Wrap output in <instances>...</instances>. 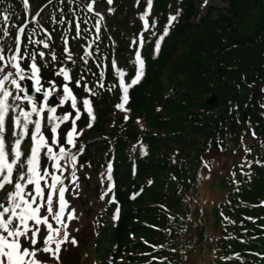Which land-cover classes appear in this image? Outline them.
<instances>
[{"label":"trees","instance_id":"trees-1","mask_svg":"<svg viewBox=\"0 0 264 264\" xmlns=\"http://www.w3.org/2000/svg\"><path fill=\"white\" fill-rule=\"evenodd\" d=\"M225 1L223 9L210 7L206 14L197 16L196 0H153L148 19L150 24L156 20L155 33L163 31L170 15L178 11L179 15L158 55L153 54L156 36L151 31L144 34L146 43L140 50L145 75L129 89L125 107L130 111L125 112L115 107L121 95L112 61L125 71V81H130L134 53L139 47L132 40L142 31L139 17L146 0H113L111 5L107 0H96L95 12L105 10L100 13L104 20L98 40L94 27L98 17L84 7L88 0H28L27 8L24 0H0V14L9 16V35L0 39V44L5 49L15 47L17 31L24 27L22 54L41 50L57 53L55 66L50 57L46 68L37 58L43 77L56 79L54 67L70 70V86L82 113L77 130L83 129L76 140L77 147L84 146L76 171L88 164L103 172L109 162L112 164L114 188L101 200L109 184L104 179L91 217V233L76 231L73 237L78 244L63 245L68 251L66 255L61 251L60 259L71 264H80L81 260L83 264H160L161 260L163 264H181L186 251L201 246L204 240L200 225H195L191 237L183 233L190 216L189 200L195 197L203 170L213 163L212 142L217 137L221 149L231 147L239 156L233 159L231 184L218 203L220 235L213 239L206 264H264V0ZM252 7L257 8L253 26L243 21ZM212 10L216 11L213 18ZM77 21L80 38H76ZM33 31L34 40L46 39L45 31L50 34L51 48L29 43ZM63 38L68 40L75 63L66 59ZM85 48L92 53L87 63L81 59ZM26 63L23 61L22 66ZM78 79L80 88L74 86ZM85 84L96 95L85 93ZM162 86H167L173 96L159 94ZM211 95L212 103L208 102ZM81 97L92 100L96 120L91 128L86 126L89 118ZM104 122L107 130L100 132ZM64 127L69 124L61 125L59 131ZM43 130L48 134L47 128ZM98 131L99 138H93L92 133ZM11 134L9 120V144ZM93 141L99 142L96 158L88 149ZM30 143V138L23 141L25 153ZM245 146L252 149L251 153H245ZM242 158L252 162L243 172ZM70 171L68 168L63 173L65 184L71 179ZM11 190L7 186L0 191V202ZM113 196L118 203L109 204ZM117 207L120 217L114 222Z\"/></svg>","mask_w":264,"mask_h":264},{"label":"snow or ice","instance_id":"snow-or-ice-1","mask_svg":"<svg viewBox=\"0 0 264 264\" xmlns=\"http://www.w3.org/2000/svg\"><path fill=\"white\" fill-rule=\"evenodd\" d=\"M112 2L113 0H107L109 5ZM95 3L96 0H88L84 7L87 12H93L98 17L94 25L98 40L104 16L95 12ZM207 3L208 0H204V5ZM152 5L153 0H146L145 10L139 17L142 21V31L138 34L137 39L132 40V44H138L139 47L134 53V75L130 81H125V71L117 66L115 60L112 61V67L119 78L118 86L122 92L120 102L115 107L121 111H130L125 107L129 101V89L137 85L145 75V59L140 50L146 43L144 34L151 31V34L156 36L153 54L158 55L163 41L170 34L173 23L179 15V11L176 15H170L163 31L157 34L152 31L156 27V20L153 19L150 24L148 19ZM24 6L28 7V0H24ZM108 11L112 12L113 9L109 8ZM36 15H39V12ZM8 21V15L0 14V33H2L0 39L9 35ZM60 23L63 24L64 20L61 19ZM75 28L76 38H80L81 28L78 21ZM24 30V27L18 29L14 38L15 47L9 46L5 49L0 44V191H3L7 186H11L12 189L6 193L5 201L0 202V264H48L49 259L60 264L62 246L67 243H71L73 246L78 244L76 238L71 236L68 231L69 222L78 219V216L76 209L70 208L69 201L66 199L65 194L69 189L64 183L63 173L68 168L71 169V182L75 185L73 192L78 195L76 190L80 185L76 166L78 154L83 153L84 146L77 147L76 140L83 134V129L77 130V121L81 119L82 113L78 107V97L74 94L73 87L70 86L73 81L69 69L54 67L53 76L62 77L60 84H57L53 78L45 79L41 75L42 68L37 63V58L43 61V67L46 68L49 66L47 57H50L52 65L55 66L58 62L55 51L48 53L42 50L32 51L26 56L21 53L20 37ZM35 34V31L29 34V43L42 45L43 49L51 48L48 42L51 40L50 34L45 31L46 39L34 40L32 37ZM63 42L66 59L75 63L67 46V38H63ZM91 55L92 53L85 48L84 56L81 59L87 63V57ZM25 60L28 63L22 66V62ZM103 75L104 73L101 72L100 76L103 77ZM26 80L31 81V89L24 85L23 82ZM74 86L80 88L81 80H76ZM99 87L103 88V83H100ZM83 89L91 96L96 95L86 84L83 85ZM31 92L37 95L34 96L30 94ZM38 96L42 99H38ZM53 96L59 101L55 106L50 103ZM81 102L83 110L89 118L86 126L91 128L96 120L92 100L81 97ZM58 108L62 110V114H57ZM127 119L126 115L125 120ZM9 120L12 124L10 144L6 137ZM68 122H70V126L67 130L59 131L61 125ZM137 122L139 123V121ZM44 128L48 129L47 135ZM251 134L255 138V132ZM26 138H30L31 141L27 153L22 150V143ZM244 151L251 153L252 149L245 146ZM143 154L147 155L146 150L143 151ZM256 163H260V161H256ZM245 165L251 168L252 162L242 158L240 164L242 172ZM205 167L208 165L205 164ZM101 177L102 183L104 179L109 182L106 191L100 195V199L103 200L114 188V184L111 183V162L106 166V171L101 173ZM132 198L134 199L135 196ZM108 203L118 202L113 196L108 200ZM119 217L120 208L117 207L113 214V221H118ZM225 259H231V257ZM160 264H163L162 260Z\"/></svg>","mask_w":264,"mask_h":264},{"label":"rangeland","instance_id":"rangeland-1","mask_svg":"<svg viewBox=\"0 0 264 264\" xmlns=\"http://www.w3.org/2000/svg\"><path fill=\"white\" fill-rule=\"evenodd\" d=\"M198 6V15L203 16L207 13L210 7H216L223 9L227 6L225 0H208V3L204 5V0H196ZM203 5V6H202ZM105 10L103 8L99 9V13H103ZM214 10L211 11V18L214 17ZM257 15V8L252 7V11L249 12L244 18V23L250 24L253 26L255 21V16ZM195 21V19H194ZM206 24H209V21H206ZM45 79L51 77H44ZM57 84H60L61 78L57 77L55 79ZM168 86V85H167ZM167 86H162L159 94L167 95L172 97L173 93L170 89H167ZM120 95L122 92L120 90ZM210 98V97H209ZM41 99V98H38ZM212 103L213 98L211 101ZM50 103L57 105L59 103L58 99L53 96L50 100ZM27 107V105H25ZM59 109V108H58ZM61 110V109H60ZM69 124L70 122L66 123ZM67 127V126H66ZM64 127V131L67 128ZM107 130V122L102 124V129L100 132H105ZM250 132V129H249ZM47 135V134H46ZM93 138H99V131L92 133ZM217 141L219 149L213 145L211 155L213 157V163L209 169H204L201 175L198 186L195 190V197H192L189 200V218L187 221V227L183 235L191 237L193 235L195 225H200L204 233H202L203 242L202 245H197L193 249H188L186 251L185 258L181 264H206L208 255L213 246V239L215 236L220 235V222H219V212H218V203L226 192L227 188L231 184L229 176H231L234 171L232 167L233 159L239 156V153L233 148L228 147L226 149H221L219 138H214L213 141ZM213 143V142H212ZM99 142L93 141L88 149L92 152V158L99 155V150L97 148ZM84 154V152L82 153ZM77 176L79 177V189L76 191L79 193L76 195L73 192L75 185L72 184L71 179L66 182V186L69 191L66 192V199L69 201L70 208L76 209V215L78 219L69 222L68 231L70 235L80 229L87 230L88 235L91 233V217L96 209L97 197L102 188V177L101 173L98 170L91 168L88 164H85V167L82 170H78ZM224 183V184H222ZM54 226H56L54 224ZM78 232V231H77ZM209 233V235L206 233ZM86 241L87 238H86ZM85 249L87 247H84ZM63 253L66 255L68 249L65 246H62ZM68 254V253H67ZM43 258V257H41ZM82 262V263H81ZM80 264H83L81 260ZM52 262V259L48 260V264H55ZM60 264H71L67 259H60Z\"/></svg>","mask_w":264,"mask_h":264},{"label":"water","instance_id":"water-1","mask_svg":"<svg viewBox=\"0 0 264 264\" xmlns=\"http://www.w3.org/2000/svg\"><path fill=\"white\" fill-rule=\"evenodd\" d=\"M24 85L25 86H27L29 89H31V81H24ZM30 94H32V95H37L36 93H34V92H31ZM37 98H42V97H37ZM211 98H213V95H211L210 96V98H209V101H211ZM213 145L217 148V149H219L220 147H219V145H218V142L215 140V141H213Z\"/></svg>","mask_w":264,"mask_h":264}]
</instances>
